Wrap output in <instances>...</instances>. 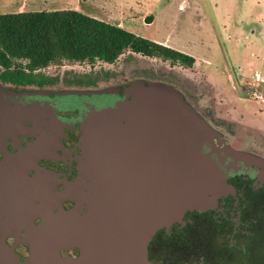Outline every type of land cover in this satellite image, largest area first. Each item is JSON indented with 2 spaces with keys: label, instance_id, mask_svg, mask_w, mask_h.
<instances>
[{
  "label": "water",
  "instance_id": "water-1",
  "mask_svg": "<svg viewBox=\"0 0 264 264\" xmlns=\"http://www.w3.org/2000/svg\"><path fill=\"white\" fill-rule=\"evenodd\" d=\"M152 114L167 152L139 175ZM221 136L180 89L146 78L91 94L0 83V264H161L156 236L264 178L261 159Z\"/></svg>",
  "mask_w": 264,
  "mask_h": 264
},
{
  "label": "rangeland",
  "instance_id": "rangeland-1",
  "mask_svg": "<svg viewBox=\"0 0 264 264\" xmlns=\"http://www.w3.org/2000/svg\"><path fill=\"white\" fill-rule=\"evenodd\" d=\"M12 5L1 7L0 12L77 10L194 58L189 65L174 52L145 56L126 49L112 64L65 60L62 65H51L47 72L64 77L69 69L86 71L91 67V71L108 69L120 74L133 53L152 65L178 68L204 80L218 92L223 105L231 108L235 119L255 124L264 133V0H13ZM14 62L23 67L29 63L26 59ZM119 82L102 81L97 87L75 88L91 94ZM155 127L162 125L156 123Z\"/></svg>",
  "mask_w": 264,
  "mask_h": 264
},
{
  "label": "flooded vegetation",
  "instance_id": "flooded-vegetation-1",
  "mask_svg": "<svg viewBox=\"0 0 264 264\" xmlns=\"http://www.w3.org/2000/svg\"><path fill=\"white\" fill-rule=\"evenodd\" d=\"M150 62L139 58L132 60L111 80L123 85L146 78L180 89L216 133L225 139L233 136L239 139L246 151L264 162V133L257 125L235 119L231 108L218 99V92L199 77ZM137 66L143 69L139 72L134 69ZM145 69H155V74L142 73ZM156 123H161L162 127H155ZM167 147L168 127L161 116L152 114L143 123L135 172L143 175L146 171H154L164 159ZM149 254L161 264H264V178L244 184L239 194L228 197L218 211L194 215L170 233L156 236Z\"/></svg>",
  "mask_w": 264,
  "mask_h": 264
},
{
  "label": "trees",
  "instance_id": "trees-1",
  "mask_svg": "<svg viewBox=\"0 0 264 264\" xmlns=\"http://www.w3.org/2000/svg\"><path fill=\"white\" fill-rule=\"evenodd\" d=\"M126 49L145 56L174 52L189 65L194 62L192 56L77 10L0 14V82L4 84L45 89L60 85L97 87L102 81H110L114 73L108 69L91 71L90 67L86 71L69 69L62 77L46 69L65 60L112 64ZM133 53L128 56L130 61L137 59ZM16 59L29 63L18 66ZM154 70L142 73L154 75Z\"/></svg>",
  "mask_w": 264,
  "mask_h": 264
},
{
  "label": "crops",
  "instance_id": "crops-1",
  "mask_svg": "<svg viewBox=\"0 0 264 264\" xmlns=\"http://www.w3.org/2000/svg\"><path fill=\"white\" fill-rule=\"evenodd\" d=\"M12 1L13 0H0V8L1 7H6V8H8V7H10V6H13L12 5ZM55 11V10H54ZM22 12H26V11H16V12H0V14H8V13H22ZM27 12H32V11H27ZM39 12H41V11H39ZM157 42H160V41H157ZM160 43H162V42H160Z\"/></svg>",
  "mask_w": 264,
  "mask_h": 264
}]
</instances>
